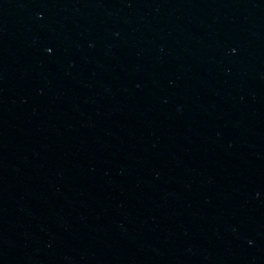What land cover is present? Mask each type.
<instances>
[{
	"label": "water",
	"instance_id": "95a60500",
	"mask_svg": "<svg viewBox=\"0 0 264 264\" xmlns=\"http://www.w3.org/2000/svg\"><path fill=\"white\" fill-rule=\"evenodd\" d=\"M0 264H264V0H0Z\"/></svg>",
	"mask_w": 264,
	"mask_h": 264
}]
</instances>
